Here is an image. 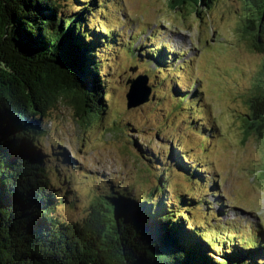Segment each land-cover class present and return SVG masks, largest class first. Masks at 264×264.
I'll return each instance as SVG.
<instances>
[{"label":"trees","instance_id":"trees-1","mask_svg":"<svg viewBox=\"0 0 264 264\" xmlns=\"http://www.w3.org/2000/svg\"><path fill=\"white\" fill-rule=\"evenodd\" d=\"M161 1L176 15L188 9L199 14L198 9L209 10L218 0ZM241 2L245 39L264 56V0ZM101 4L103 17L108 7ZM98 6L97 0H0V264H264V230L244 239L234 224H185L191 223V211L205 202V194L199 199L197 192L190 200L177 193L169 198L167 172L176 167L184 180L200 186L208 180L196 165L187 166L181 146L168 156L180 164L170 165L168 159L150 163L157 173L139 194L104 181L80 219H58L61 206L73 205L68 201L73 193L69 187L63 192L56 188L64 176L59 183L50 181L52 175L60 176V161L56 158L53 170L41 153V121L58 102L82 122L100 116L107 102L97 54L103 42L121 41L105 25L97 29L103 27L106 33L88 30ZM152 40L157 41L150 35L147 43ZM127 52L133 55L131 49ZM175 55L159 45L143 57L157 73L175 76L170 65L178 62ZM64 66L71 71L65 73ZM177 85L173 94H182L179 104L188 97L189 108L201 90L189 99L188 91ZM107 94L111 101L112 94ZM245 100V134L264 140V60ZM178 103L173 108L182 109ZM193 106L199 109L198 104L191 105L195 110ZM203 137L210 141V134ZM135 151L149 160L139 146ZM257 176L264 184V160Z\"/></svg>","mask_w":264,"mask_h":264},{"label":"rangeland","instance_id":"rangeland-1","mask_svg":"<svg viewBox=\"0 0 264 264\" xmlns=\"http://www.w3.org/2000/svg\"><path fill=\"white\" fill-rule=\"evenodd\" d=\"M102 1L108 7L103 17ZM97 5L88 30L106 33L103 27L97 29L105 25L119 34L121 41L120 45H111L112 40L103 42L97 54L107 102L100 116L83 122L70 107L58 102L41 121V153L53 170L56 158L60 161V176L54 174L50 181L59 183L64 176L61 185H54L62 192L69 187L73 193L68 197L73 205L61 206L56 212L58 219H80L104 181L139 194L157 173L150 163L166 161L169 152L181 146L187 166L196 165L208 180L200 186L184 180L176 167L167 172L169 198L177 193L190 200L196 192V199L205 194V202L193 207L191 223L185 224L221 219V225H231L235 221L232 216L244 215L247 222L241 218L233 225L238 237L247 239L251 225L264 230V184L257 176L264 160V140L245 134L243 126L245 99L264 56L245 39L241 0H218L209 10L198 9L199 14L188 9L176 15L162 7L161 0H97ZM148 35L160 42L146 43ZM161 42L179 57L171 64L175 76L167 71L157 73L156 66L143 57ZM139 77L147 79L142 89H149L148 100L127 109L129 84ZM175 84L188 91L189 99L201 90L196 101L188 103L189 108L185 104L188 97L178 103L182 94H173ZM107 93L112 94L111 101ZM175 102L182 109L173 108ZM195 103L199 109L193 106L196 109L192 110ZM197 125L204 129L196 130ZM209 134L210 141L203 137ZM137 146L150 161L140 158ZM168 162L173 166L179 163Z\"/></svg>","mask_w":264,"mask_h":264},{"label":"water","instance_id":"water-1","mask_svg":"<svg viewBox=\"0 0 264 264\" xmlns=\"http://www.w3.org/2000/svg\"><path fill=\"white\" fill-rule=\"evenodd\" d=\"M65 73L69 72V68L65 67ZM71 71V70H70ZM64 73V74H65ZM147 82L146 78L139 77L137 80L130 82L129 92L126 95L127 99V109L134 108L136 106L142 105L148 100L149 89H142V85L145 86Z\"/></svg>","mask_w":264,"mask_h":264}]
</instances>
